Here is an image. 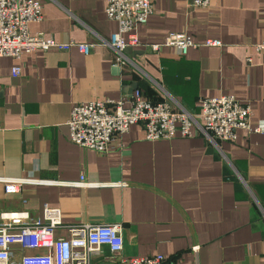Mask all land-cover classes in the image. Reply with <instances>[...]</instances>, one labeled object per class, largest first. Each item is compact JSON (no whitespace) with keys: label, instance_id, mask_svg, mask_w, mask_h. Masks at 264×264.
Listing matches in <instances>:
<instances>
[{"label":"crops","instance_id":"obj_1","mask_svg":"<svg viewBox=\"0 0 264 264\" xmlns=\"http://www.w3.org/2000/svg\"><path fill=\"white\" fill-rule=\"evenodd\" d=\"M40 1L31 33L95 45L85 54L72 46L0 56V211L38 217L44 203L58 206L60 235L73 223H120L123 254L161 253L171 264H264V50L254 48L264 39V0H150L136 29L142 45L127 46L117 68L104 42L117 29L107 0ZM170 32L199 45L186 53L144 46ZM207 38L221 45H204ZM137 89L192 112L201 97L233 94L250 104L253 129L214 144L200 133L149 140L134 123L105 152L69 141L74 104L126 100ZM4 180H21L19 191L6 193ZM11 246L15 259L26 252ZM109 254L103 246L90 261L113 264Z\"/></svg>","mask_w":264,"mask_h":264},{"label":"built area","instance_id":"obj_2","mask_svg":"<svg viewBox=\"0 0 264 264\" xmlns=\"http://www.w3.org/2000/svg\"><path fill=\"white\" fill-rule=\"evenodd\" d=\"M187 1L189 7H204L210 3V0ZM106 3V17L117 23V29L104 42L114 55L113 64L120 67L126 62L125 48L142 45L136 29L147 22L153 4L150 0H107ZM42 17L40 0H0V56L17 59L23 52L34 49L68 50L72 46L85 54L95 45L74 39L63 42L52 36L46 37L42 31L31 33L29 23ZM203 44L221 45V41L207 38ZM198 45L189 34L170 32L163 42L144 46L152 51L173 46L180 53H186L189 47ZM254 48L264 50V39L257 41ZM19 72L20 65L12 67L14 76ZM198 104L199 110L192 112L173 98L152 101L144 97L140 89L126 100L105 97L76 103L66 121L68 139L81 147L105 152L112 139L128 131L134 123H141L144 137L149 140L200 133L214 144L234 140L238 128L253 129L250 104L233 94L201 97ZM3 182L6 193H16L22 181ZM80 183H83L81 179ZM41 211L38 217L26 209L0 211V264H92V253L103 246L109 248L108 258L113 264H171L161 253L123 254V226L120 223H73L65 226L67 235H60L56 233L62 226L60 208L44 203ZM12 244L26 250L19 259L14 258Z\"/></svg>","mask_w":264,"mask_h":264},{"label":"water","instance_id":"obj_3","mask_svg":"<svg viewBox=\"0 0 264 264\" xmlns=\"http://www.w3.org/2000/svg\"><path fill=\"white\" fill-rule=\"evenodd\" d=\"M116 68H117V66H116Z\"/></svg>","mask_w":264,"mask_h":264}]
</instances>
